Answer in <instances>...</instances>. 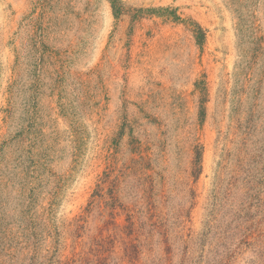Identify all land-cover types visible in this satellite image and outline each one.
Returning <instances> with one entry per match:
<instances>
[{"label": "rangeland", "instance_id": "374dc122", "mask_svg": "<svg viewBox=\"0 0 264 264\" xmlns=\"http://www.w3.org/2000/svg\"><path fill=\"white\" fill-rule=\"evenodd\" d=\"M119 1L0 0V264H264V0Z\"/></svg>", "mask_w": 264, "mask_h": 264}, {"label": "trees", "instance_id": "16d2710c", "mask_svg": "<svg viewBox=\"0 0 264 264\" xmlns=\"http://www.w3.org/2000/svg\"><path fill=\"white\" fill-rule=\"evenodd\" d=\"M111 3H112V7H113V10H114V14L116 17H118L121 13V4H120V1L119 0H110ZM179 18V17H177ZM194 32H195V35H196V38H197V42L199 44H202L203 41L205 40V31L204 29L196 22H194Z\"/></svg>", "mask_w": 264, "mask_h": 264}]
</instances>
